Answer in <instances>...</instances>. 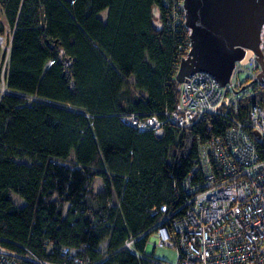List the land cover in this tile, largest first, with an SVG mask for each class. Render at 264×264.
I'll return each mask as SVG.
<instances>
[{
  "label": "trees",
  "instance_id": "obj_1",
  "mask_svg": "<svg viewBox=\"0 0 264 264\" xmlns=\"http://www.w3.org/2000/svg\"><path fill=\"white\" fill-rule=\"evenodd\" d=\"M178 1L0 0L11 32L0 97L1 242L58 262H146L123 240L136 236L143 250L182 202L198 142L228 124L203 113L182 128L164 122L156 136L121 119L178 105L174 73L189 40L181 7L173 19Z\"/></svg>",
  "mask_w": 264,
  "mask_h": 264
},
{
  "label": "built area",
  "instance_id": "obj_2",
  "mask_svg": "<svg viewBox=\"0 0 264 264\" xmlns=\"http://www.w3.org/2000/svg\"><path fill=\"white\" fill-rule=\"evenodd\" d=\"M181 3L175 5L174 20ZM10 33L4 26L0 31V97L8 91L4 77ZM260 35L264 66V26ZM188 46L189 40L186 51ZM253 55L245 47L223 85H216L206 70L190 72L185 76L188 80L180 81L176 107L164 108L160 114L120 115L126 124L151 130L156 136L162 133L164 122L182 128L203 113L228 118L221 134H209L198 142L197 156L182 182L183 201L154 224L143 250L132 244L136 236L123 240L121 247L146 260L144 264H264V80L256 76L262 67ZM15 245L0 241V264L93 263L77 255L68 256L67 262L47 260ZM155 245L172 247L174 261L155 257L150 251ZM65 251L66 247L60 252Z\"/></svg>",
  "mask_w": 264,
  "mask_h": 264
},
{
  "label": "water",
  "instance_id": "obj_3",
  "mask_svg": "<svg viewBox=\"0 0 264 264\" xmlns=\"http://www.w3.org/2000/svg\"><path fill=\"white\" fill-rule=\"evenodd\" d=\"M183 23L188 28V50L179 56L176 82L195 70L213 75L216 85L228 79L232 65L243 56L245 47L254 51L264 80L261 31L264 26V0H182ZM147 249V248H145Z\"/></svg>",
  "mask_w": 264,
  "mask_h": 264
},
{
  "label": "rangeland",
  "instance_id": "obj_4",
  "mask_svg": "<svg viewBox=\"0 0 264 264\" xmlns=\"http://www.w3.org/2000/svg\"><path fill=\"white\" fill-rule=\"evenodd\" d=\"M105 14H106V11H105V8H103L102 10H100L98 12V16L103 19L105 17ZM0 17H1V20H2V23H3V26H4V29L7 31L8 29V26L5 22V19H4V16L2 15L1 13V9H0ZM99 183L100 181H98V179H95L94 180V186L97 187L99 186ZM11 196L14 198V200L17 202V203H22L23 200L17 196L16 194H11ZM102 247V245H101ZM151 253H153V255L156 257H160L162 259H165L166 261H174L175 259V252H174V249L170 246H160V245H155L154 247L151 248Z\"/></svg>",
  "mask_w": 264,
  "mask_h": 264
},
{
  "label": "bare ground",
  "instance_id": "obj_5",
  "mask_svg": "<svg viewBox=\"0 0 264 264\" xmlns=\"http://www.w3.org/2000/svg\"><path fill=\"white\" fill-rule=\"evenodd\" d=\"M204 114H207V113H204ZM217 116H218V115H217ZM200 117H201V116H200ZM200 117H199V118H200ZM197 119H198V118H197ZM197 119H196V120H197ZM190 125H191V124H190ZM185 127H186V126H185ZM143 130H144V129H143ZM146 130H147V129H146ZM182 201H183V200H182ZM169 212H170V211H169ZM132 244H133V243H132ZM16 247H17V246H16ZM27 248H28V247H27ZM67 251H68V250H67ZM71 254H72V253H71ZM67 258H68V257H67ZM64 261H65V260H64ZM92 264H94V263H92Z\"/></svg>",
  "mask_w": 264,
  "mask_h": 264
}]
</instances>
